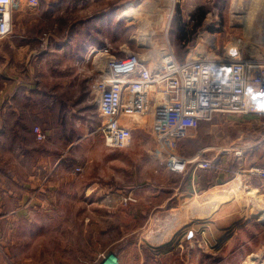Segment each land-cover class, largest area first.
<instances>
[{
  "label": "rangeland",
  "instance_id": "rangeland-1",
  "mask_svg": "<svg viewBox=\"0 0 264 264\" xmlns=\"http://www.w3.org/2000/svg\"><path fill=\"white\" fill-rule=\"evenodd\" d=\"M176 1L119 0L118 6L114 10L115 15L106 19L104 23L99 21L95 23L93 20L95 17L88 19L89 21L86 20L87 17L98 12L95 7L83 12L75 10V12L62 13L58 11L55 18L52 19L50 12L43 10L47 0H38V3L32 6L27 4V0L14 1L12 14L14 34L22 38H37L40 41V51L45 52L44 56L38 57L40 62L36 61L35 73L30 76L32 83L40 85L42 94L38 105H40L42 120H35L34 122H39L28 125H37L48 131L53 129L58 131L56 142H65L68 136L71 141L70 153L66 154L65 159V164L67 163L69 166H64L65 171L62 175L57 170L50 172V169L44 170V166H37L33 172V180L30 181V188L44 184L47 186L49 182H58L63 175H66L73 183L75 182V185L77 180L100 181L103 185L102 195L105 199L112 193L111 190H116L117 185L119 187L125 186L129 174L127 172L128 166L132 168L137 166H164L150 155V151L155 147L152 137L154 111L137 121L139 123H136L132 144L129 148L110 150L104 145L103 137L98 131L102 119L98 113L97 94L93 88V83L100 71L105 68L109 55L122 56L121 50L128 48L131 51L144 52L151 59L154 57L152 54L156 56L161 54L163 49L169 45L172 47L176 58L179 61H185L191 51L192 55H195L196 50L201 51L203 47H206L201 40L203 37H199L205 28L210 33H222L215 35L216 45L220 48L218 51L220 53L223 46L227 48L236 46L254 55H264V18L256 19L253 6L249 8L250 11L245 10L244 13L237 14L244 15L241 18L242 21L240 20L244 30H240L239 35L236 36V38H243L242 42L239 43L235 40L236 38L235 41H230L231 36L236 31L231 32L230 28H227L226 34L222 31V27L228 25L230 14L227 15V9L230 8L231 0H203L208 2L203 3L202 6L208 11H212L211 17L208 20L205 19L203 23L205 28L202 26L198 30L193 42L183 43L178 37L179 24L183 21L188 26L193 23L187 18L188 10L186 12L181 11V6L184 5L185 8V4ZM173 3L175 4L174 11L169 18ZM138 6L140 8L133 16H121L125 8ZM245 9L248 8L245 7ZM216 15L217 19L214 18ZM114 17L116 19L111 23L110 20ZM232 19L239 20V16L234 15ZM70 20L76 22L74 28H72L73 25L69 26ZM211 28L215 29L213 31L216 32L211 31ZM69 33L76 34V37L68 44L64 39L68 37ZM174 33L176 37H173ZM56 35L61 39L65 35L62 39L65 42L61 43V41L59 44L58 40L53 39ZM44 40L49 44L46 48L43 47ZM19 41L14 42L15 45H18ZM198 44L201 45L196 49ZM106 48L109 49V52H106ZM8 56L11 62L16 60V54L13 50L8 52ZM13 64L15 65V63ZM21 66L25 67V61ZM25 77L27 80V76ZM53 107H55V116L52 118L53 112L50 109ZM263 121L262 117L255 115L219 114L211 122L201 123L196 136L180 142L178 151L188 159H193L202 150L215 147L214 151H208L201 155L203 160H206L218 152L221 153L223 147H230L231 144L238 145L243 141L262 136L263 134L258 127ZM60 130H65L64 136L66 138L64 141L61 138L62 131L59 132ZM247 155L244 156V159L239 160L240 166H245V164L248 166L253 157L254 161L257 159L253 152ZM196 165L197 162L188 166ZM19 167L21 166H0V185H3L4 188L13 187L6 178H13L16 174L21 176ZM22 167L24 169L23 174L29 172L27 170L29 166ZM76 167L85 168V170L79 172ZM116 170L117 180L114 179L116 177L111 176V174H115L114 171ZM112 171L113 173H111ZM46 174H49V181ZM140 178L142 176L138 174L137 179L140 180ZM173 179V177H169L168 182L161 188L159 201L149 202L147 208H144L145 214L153 216V219L146 216L134 220H119L117 223L119 233L127 229L136 232V239L141 240L144 246L153 248L152 250L161 256L163 260L161 264H206V258L202 256L201 252L195 254L196 248L199 250L205 248L203 228H207L208 221L219 206L227 204L231 200H237L234 204L236 207L238 205L237 209H244L248 205V198H251V194L248 191L238 192L233 184L232 186L228 184L225 187L215 188L211 186L192 187L187 192L181 193L177 190V186L183 178H180L178 182ZM205 179L204 181H206ZM171 180L173 181L170 182ZM54 189L56 191L53 193L55 195V199L54 197L53 199L57 202V209H59L61 196L66 189H63L62 185H60V189L57 187ZM34 190H28L27 196ZM50 190L51 188H47L46 194L52 195ZM82 191L78 192V188L75 190L72 188L71 194L75 197L71 200L70 210H83L80 202L84 199L85 193ZM96 194L97 192H93L91 196ZM80 196L81 198H79ZM257 197L259 198V196ZM169 198L172 200L168 203V208L172 209H159L158 204ZM246 198L247 202L245 201ZM259 199L261 200V197ZM194 204L195 207L192 206ZM198 205L200 206L198 207ZM16 206L17 208L13 210L20 208L19 204L13 207ZM106 208H108L107 210L110 209L109 207ZM123 208L119 207L118 210L122 211ZM253 209L255 211L252 214L255 215L258 211L255 207ZM13 210L11 209V211ZM101 210H105L104 205ZM158 210L161 212L156 215ZM9 215H11L10 218L0 219V229L2 230L0 233V264H37L39 260L33 255L36 254V251L30 245L31 221L29 219L21 220V218L14 220L12 213ZM255 216L252 217L255 218ZM92 221L89 219V222ZM69 222L70 228H77V220L72 219ZM19 232H26L25 236H20ZM72 233L73 231H70V234ZM43 255V259L39 262L40 264H47L52 253L44 252ZM217 257H222L221 252H218L214 259L215 264H220L221 261ZM245 259V264H264V251L252 254L251 257Z\"/></svg>",
  "mask_w": 264,
  "mask_h": 264
},
{
  "label": "crops",
  "instance_id": "crops-1",
  "mask_svg": "<svg viewBox=\"0 0 264 264\" xmlns=\"http://www.w3.org/2000/svg\"><path fill=\"white\" fill-rule=\"evenodd\" d=\"M27 2L31 5L29 0ZM118 2L119 0H47L43 10L49 11L51 18L54 19L58 11L62 13L75 12V10L83 12L95 7L98 12L87 17L86 20L95 17L93 19L95 23L97 21L104 23L106 19L115 15L114 10L118 6ZM176 2L185 4V8L184 5L181 6V11L186 12L188 10L187 18L189 20H192L191 17L198 7L204 5L203 3H208L203 0H177ZM251 6L256 10H253L256 13V19L264 18V0H231L230 8L227 9V15L230 14L228 25L222 27L225 34L228 32L226 31L227 28H230L231 32L236 31L231 36L230 41L239 35L240 30H244L241 23V18L244 15L237 14L244 13ZM207 12L206 20L210 19L212 11L207 10ZM234 15L239 16V20L232 19ZM214 18L217 19V15ZM114 19L116 18L110 20L111 23ZM75 24L76 22L70 20L69 26L73 25L72 28H74ZM213 30L215 29L211 28V31ZM217 34L221 35L222 33L216 32L215 35ZM74 37L76 34L69 33L64 40L69 44L74 40ZM173 37H176L175 33ZM53 39L58 40L59 44L62 41L57 35ZM18 41V45H15L14 42ZM39 44L40 41L37 38H22L15 35L14 32L11 36L0 39V166H21L18 168L21 176L16 174L13 178H6L13 187L4 188L3 185H0V219L10 218L9 213H12L14 220L29 219L31 221L30 245L36 251V254L33 255L40 261L44 257V252L52 253L47 264H100V255L108 253L115 254L119 264H161L163 262L161 256L154 252L153 248L144 246L141 240L136 239V232L127 229L119 233L118 221L146 217L148 214H145L144 208H147L149 202L159 201L160 190L168 182L169 177H173L175 182L183 178L177 186V190L183 193L192 187H223L221 183L228 180L230 176L226 172L216 173L213 170L198 169L196 173H193L194 166H190L188 174L172 172L165 166H137L136 168L128 166L127 172L129 174L125 186L119 187L117 185L116 190H111L112 193L105 199L102 195L103 185L100 181L77 180L75 185V182L73 183L66 175H63L58 182L48 183L51 173L46 174L48 176L47 186L44 184L30 188V181L33 180V172L37 166H44V170L50 169V172L57 170L62 175L65 171L64 166H69L67 163L65 164V159L66 154L70 153L71 149L69 136L67 138L64 136L65 130L59 132L62 131L61 138L63 141L66 138V143L56 142L58 131L54 129L48 131L43 128L47 140L40 142L34 133V127L37 125H28L39 122H34L35 120H42L40 105H38L42 94L40 85L30 81V76L35 73L36 61L40 62L38 57L44 56L45 53L40 51ZM8 50L15 52L16 60L14 62H11ZM23 61H25L26 68L21 66ZM25 76H27V80ZM50 110L53 112V118L55 107ZM247 161L249 160L247 159ZM22 166H29L27 168L29 172L23 174ZM227 167L234 170L238 167L253 166ZM114 172L116 175L111 174V176L116 177L114 179L117 180V170ZM138 174L142 176L140 180L137 179ZM262 183V181L255 180L250 184V188H260ZM60 185L66 190L63 191L60 207L57 209L58 206L53 193L56 191L54 188L60 189ZM47 188H51L52 195L46 194ZM72 188L74 190L78 188V192L83 190L82 193H85L84 201L81 200L80 202L83 210H70L71 200L75 197L71 194ZM32 189L35 190L27 196L28 190ZM93 192H97V194L91 196ZM261 192V196L264 198V192ZM126 196H132L136 201L124 205L123 198ZM167 200L158 204L159 209H172L168 208V203L172 198ZM236 201L231 200L227 204L219 206L208 221L207 228H203L205 248L203 250L196 248L195 254L201 252L202 256L206 258V264H215V255L218 252H221L222 256L217 257L221 261L220 264H245V258L264 251V220L256 217L257 214H255L256 216L252 214L255 209L251 207L250 202L244 209L239 210L237 209L238 205L237 207L234 205ZM245 201L247 202V198ZM17 204L20 205V208L13 210L17 208V206L13 207ZM103 205L105 210H101ZM106 207L110 209L107 210ZM119 207H124V210L119 211ZM158 212L161 211L158 210L156 215L159 214ZM219 214L220 216H218ZM147 217L153 219L151 215ZM72 219L78 221L77 228H70L69 220ZM89 219L93 221L89 222ZM113 225L115 226L113 227ZM70 231L73 233L70 234ZM0 233H2L1 229ZM25 233L19 232V235L25 236ZM194 258H196L195 255ZM39 261L37 264H40Z\"/></svg>",
  "mask_w": 264,
  "mask_h": 264
},
{
  "label": "built area",
  "instance_id": "built-area-1",
  "mask_svg": "<svg viewBox=\"0 0 264 264\" xmlns=\"http://www.w3.org/2000/svg\"><path fill=\"white\" fill-rule=\"evenodd\" d=\"M14 1L0 0V39L13 33ZM29 3L36 5L38 0H29ZM199 37H203L201 40L206 47L196 50L195 55L191 51L185 61H179L169 45L161 54H152L151 59L144 52L128 48L121 50L122 56L109 55L105 68L93 83L102 119L98 131L108 149L129 148L137 121L154 111L155 147L150 151L153 158L168 170L181 174H188V165L195 162L193 173L198 169L226 172L230 177L221 186L233 184L238 192L248 191L251 207L259 212L256 195L264 202L261 196V191L264 192V134L223 147L221 153L206 160L201 155L214 151L215 147L202 150L193 159L178 151L180 142L196 136L201 123L211 122L219 114L264 117V55H254L236 46H223L220 53L215 33L206 28ZM242 40V37L236 38L239 43ZM48 45L44 40L43 47ZM105 50L109 52L108 48ZM259 125H264V121ZM34 133L40 142L47 139L39 126L34 127ZM250 152L257 156L255 161H249L248 166L253 167L234 170L227 167L240 166L239 160ZM76 170L83 171L81 167ZM255 180L263 182L260 188H250ZM253 190L255 195L251 193ZM134 201L132 196L123 198L124 205ZM257 215L264 220V215ZM100 258V264H119L112 253L102 254Z\"/></svg>",
  "mask_w": 264,
  "mask_h": 264
},
{
  "label": "trees",
  "instance_id": "trees-1",
  "mask_svg": "<svg viewBox=\"0 0 264 264\" xmlns=\"http://www.w3.org/2000/svg\"><path fill=\"white\" fill-rule=\"evenodd\" d=\"M207 9L204 6L197 8L195 13L192 15L193 24H188L183 21L179 25V40L183 43H190L194 41V37L196 36L198 30L202 27L203 21L207 14ZM191 20V19H190ZM264 119V117H262ZM259 130L264 134V125L258 127Z\"/></svg>",
  "mask_w": 264,
  "mask_h": 264
},
{
  "label": "bare ground",
  "instance_id": "bare-ground-1",
  "mask_svg": "<svg viewBox=\"0 0 264 264\" xmlns=\"http://www.w3.org/2000/svg\"><path fill=\"white\" fill-rule=\"evenodd\" d=\"M175 4L173 3V6H172V11H171V13L169 14V18L171 17V15H172V12L174 11L173 9H174V6ZM139 6L138 7H131V8H127V9H125V11H124V13H122L121 14V16L122 17H127V16H133L134 14H136L137 13V11L139 10ZM138 15V14H137ZM169 18H168V20H169ZM165 23V22H164ZM169 23V22H168ZM167 23V24H168ZM167 30H168V28H167ZM230 186H232V185H230ZM252 194H256V191L255 190H253L252 192H251ZM257 196H259V198H260V195H256V199H257V201H258V204H259V208H260V211L258 212V213H261V215H264V202L262 201V200H260ZM197 204H198V202H196ZM193 204V203H192ZM191 205V204H190ZM192 206H194L195 207V204L194 205H192ZM200 205H198V207H199ZM197 207V208H198ZM199 210V209H198ZM166 221V220H165Z\"/></svg>",
  "mask_w": 264,
  "mask_h": 264
},
{
  "label": "water",
  "instance_id": "water-1",
  "mask_svg": "<svg viewBox=\"0 0 264 264\" xmlns=\"http://www.w3.org/2000/svg\"><path fill=\"white\" fill-rule=\"evenodd\" d=\"M263 224H264V222H263Z\"/></svg>",
  "mask_w": 264,
  "mask_h": 264
}]
</instances>
